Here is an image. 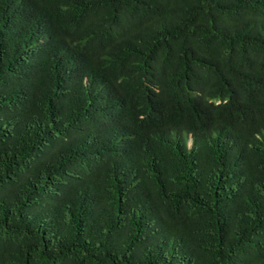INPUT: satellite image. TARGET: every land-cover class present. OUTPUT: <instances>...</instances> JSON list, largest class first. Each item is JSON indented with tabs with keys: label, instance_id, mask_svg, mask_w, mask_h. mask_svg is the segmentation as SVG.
<instances>
[{
	"label": "trees",
	"instance_id": "1",
	"mask_svg": "<svg viewBox=\"0 0 264 264\" xmlns=\"http://www.w3.org/2000/svg\"><path fill=\"white\" fill-rule=\"evenodd\" d=\"M0 264H264V0H0Z\"/></svg>",
	"mask_w": 264,
	"mask_h": 264
}]
</instances>
